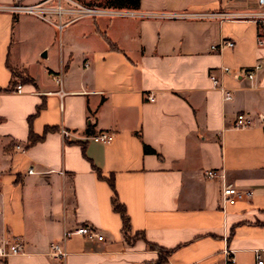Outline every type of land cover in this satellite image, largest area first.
<instances>
[{
	"label": "crops",
	"instance_id": "0c3cea01",
	"mask_svg": "<svg viewBox=\"0 0 264 264\" xmlns=\"http://www.w3.org/2000/svg\"><path fill=\"white\" fill-rule=\"evenodd\" d=\"M42 1L0 0V88L22 85L0 92V239L24 241L22 253L0 264H155L153 246L171 250L165 264L264 258V46L251 18L264 6L141 0L129 9L62 0L65 11L48 20L9 10ZM76 2L135 15L73 20ZM226 40L235 45L212 49ZM256 65L251 80L246 72ZM239 113L250 126L235 127ZM103 131L112 142L91 139ZM31 133L41 139L30 145ZM208 169L225 178L208 179ZM111 176L130 218L128 239ZM224 182L251 197L222 207ZM86 224L105 239L64 238ZM56 242L67 252L61 261L49 256Z\"/></svg>",
	"mask_w": 264,
	"mask_h": 264
},
{
	"label": "built area",
	"instance_id": "2783aa9c",
	"mask_svg": "<svg viewBox=\"0 0 264 264\" xmlns=\"http://www.w3.org/2000/svg\"><path fill=\"white\" fill-rule=\"evenodd\" d=\"M53 0H44L37 4H23V3H13L9 6V10L14 14H29L35 15L39 18L48 20V15L52 13H56L61 16L62 12L65 11L62 8V0H54L57 2V6L52 8L49 6V2ZM258 3L261 7L264 6V0H258ZM76 6L71 8V12H74L76 15L73 20L79 19L81 17L90 16L96 17L100 15H109V16H134L135 11H127L125 9H106V8H95V7H86L81 5L80 3H75ZM251 18L257 23L259 27V32L257 36V43L261 46H264V11L256 12L251 15ZM235 45L234 41L226 40L223 41L219 46H213V50H217L223 46L233 47ZM261 68V65H256L253 69L246 72V75L249 79L255 78V72ZM222 70L224 72H230L231 69L229 67H223ZM58 81H61V78H57ZM211 80L214 83V86L221 89L224 92L225 99L229 100L233 97V93L223 87L216 75L211 74ZM12 90L16 92H22V85L18 84ZM149 101H155L154 95L150 94L147 96ZM251 125V119L245 113H239L237 115L235 121L236 128H245ZM62 134L65 138H68L70 133L69 131L63 129ZM114 138V134L108 131L99 132L95 135L91 136V139L95 142H101L104 144H108L112 142ZM17 148H21L19 145ZM33 170L30 169L29 173H32ZM205 176L208 179H218L225 178V174L218 169H208L205 172ZM252 195L251 190L242 189L240 187H236L234 185L223 183L220 189V203L221 206L224 207L227 205H233L238 201L249 198ZM73 235H80L89 239H97L99 241H103L105 239L103 233L97 228L91 225H80L74 230L65 231L64 238L68 239ZM24 251V241L21 238L14 239H0V259H6L9 256L20 254ZM67 255L66 249L63 244L60 242L52 243L50 246L49 256L56 260H63ZM255 264H264L263 256L258 253L256 255Z\"/></svg>",
	"mask_w": 264,
	"mask_h": 264
},
{
	"label": "trees",
	"instance_id": "16d2710c",
	"mask_svg": "<svg viewBox=\"0 0 264 264\" xmlns=\"http://www.w3.org/2000/svg\"><path fill=\"white\" fill-rule=\"evenodd\" d=\"M140 1L141 0H101L99 4L108 6L110 8L138 9L140 6ZM14 84L15 83H12L11 86L7 89L0 88V92L11 91L15 86ZM33 117L34 116H31L29 118L30 119L29 121H31V119ZM48 130L49 129H47L46 131H48ZM40 139H41V137L36 136L33 133H31L29 136V144L30 145L34 144V143L38 142ZM144 151L146 153H155V150L148 145L144 146ZM98 174L101 178H104L100 172H98ZM107 180H108L109 184L112 186V188L114 189V196L112 199L113 208L116 212H118L121 215L122 222H123V228H122L123 234L128 239L130 236V232H131L130 218L127 214L125 206L119 201L117 193L115 192V184H114L113 176L109 177ZM153 247L159 249V251H160L159 260L155 264H165L167 261V257L171 253V250H167V249H164L161 247H156V246H153Z\"/></svg>",
	"mask_w": 264,
	"mask_h": 264
}]
</instances>
